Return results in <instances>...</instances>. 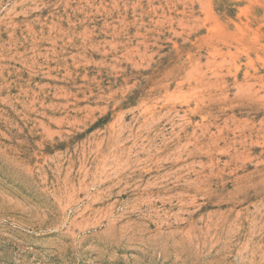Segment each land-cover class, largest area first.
<instances>
[{
  "label": "rangeland",
  "instance_id": "obj_1",
  "mask_svg": "<svg viewBox=\"0 0 264 264\" xmlns=\"http://www.w3.org/2000/svg\"><path fill=\"white\" fill-rule=\"evenodd\" d=\"M0 264H264V0H0Z\"/></svg>",
  "mask_w": 264,
  "mask_h": 264
}]
</instances>
